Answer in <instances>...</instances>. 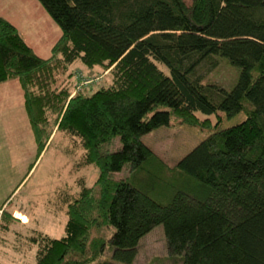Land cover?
I'll use <instances>...</instances> for the list:
<instances>
[{
    "label": "trees",
    "instance_id": "1",
    "mask_svg": "<svg viewBox=\"0 0 264 264\" xmlns=\"http://www.w3.org/2000/svg\"><path fill=\"white\" fill-rule=\"evenodd\" d=\"M38 2L61 34L41 57L0 15V83L18 82L38 155L62 133L98 173L54 193L64 235L31 229L34 264H133L156 225L166 253L141 264H264V0ZM218 56L238 69L229 90L202 82ZM75 65L96 84L77 89ZM172 119L208 128L174 165L142 140ZM11 203L0 249L24 223Z\"/></svg>",
    "mask_w": 264,
    "mask_h": 264
},
{
    "label": "rangeland",
    "instance_id": "2",
    "mask_svg": "<svg viewBox=\"0 0 264 264\" xmlns=\"http://www.w3.org/2000/svg\"><path fill=\"white\" fill-rule=\"evenodd\" d=\"M0 15L16 25L37 55L48 57L51 54L52 45L61 31L38 0H0ZM217 61L218 65L213 70H199L204 74L202 82L215 83L229 90L237 80L238 69L226 58L218 56ZM73 70L76 75L83 72L84 76L88 75L87 78H94L93 72H84L80 65H75ZM198 116L204 118L201 114ZM210 117L215 121L214 115ZM233 119L237 118L225 117L222 126L235 123ZM207 133L208 128L201 125L193 126L172 119L169 126H161L144 134L142 140L168 164L174 165ZM118 143V139H115L104 148L112 151L119 146ZM81 153L74 141L57 133L38 155L18 82L0 83V200L10 196L12 203L7 205L8 210L18 218L21 217L16 215L15 210L23 211L26 217L25 221L20 220L23 224L14 225L16 233L11 231L5 236L7 241L0 249V259H6V264H34L35 248L29 238L31 229L36 228L50 237L64 235L66 217L61 205L53 203L54 193L60 188L75 191L82 177L91 185L98 173L93 166L79 171L75 169ZM29 167L32 170L26 175ZM124 175L119 173L116 176ZM19 182L22 183L19 185ZM165 253L163 227L156 225L141 239L133 264L146 263L152 257ZM105 257L109 258L110 255L105 254ZM113 264L124 263L114 261Z\"/></svg>",
    "mask_w": 264,
    "mask_h": 264
},
{
    "label": "built area",
    "instance_id": "3",
    "mask_svg": "<svg viewBox=\"0 0 264 264\" xmlns=\"http://www.w3.org/2000/svg\"><path fill=\"white\" fill-rule=\"evenodd\" d=\"M76 78L78 79L77 86H76L77 89H79L81 86H86L87 84L93 81L92 79L85 77L83 75V72H78L76 75ZM1 211L2 210H0V212Z\"/></svg>",
    "mask_w": 264,
    "mask_h": 264
},
{
    "label": "crops",
    "instance_id": "4",
    "mask_svg": "<svg viewBox=\"0 0 264 264\" xmlns=\"http://www.w3.org/2000/svg\"><path fill=\"white\" fill-rule=\"evenodd\" d=\"M31 170H32V169L29 167L28 170H27L26 175H28V174L31 172ZM23 181H24V180H22V182H23ZM22 182H19V185H20ZM19 185H18V187H19ZM18 187H17V188H18ZM15 190H16V189H15ZM6 198H7V197H5V198H1V200H0V204H2ZM15 206H17V205L15 204ZM20 208H22V207H20ZM18 212H20V213H18ZM16 215L19 216V217H21L24 221L26 220V217L24 216L23 211L17 210V211H16ZM1 259H2V262H3L4 264L7 263V262H6V259H4L3 257H2Z\"/></svg>",
    "mask_w": 264,
    "mask_h": 264
}]
</instances>
